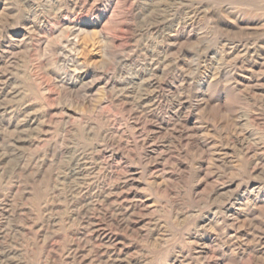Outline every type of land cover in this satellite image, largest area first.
Wrapping results in <instances>:
<instances>
[{
	"label": "rangeland",
	"instance_id": "1",
	"mask_svg": "<svg viewBox=\"0 0 264 264\" xmlns=\"http://www.w3.org/2000/svg\"><path fill=\"white\" fill-rule=\"evenodd\" d=\"M0 264H264V0H0Z\"/></svg>",
	"mask_w": 264,
	"mask_h": 264
},
{
	"label": "bare ground",
	"instance_id": "2",
	"mask_svg": "<svg viewBox=\"0 0 264 264\" xmlns=\"http://www.w3.org/2000/svg\"><path fill=\"white\" fill-rule=\"evenodd\" d=\"M198 9V8H197ZM87 195V194H86Z\"/></svg>",
	"mask_w": 264,
	"mask_h": 264
}]
</instances>
